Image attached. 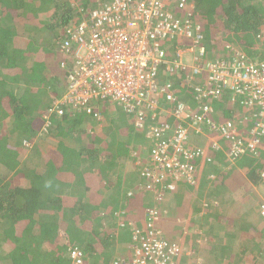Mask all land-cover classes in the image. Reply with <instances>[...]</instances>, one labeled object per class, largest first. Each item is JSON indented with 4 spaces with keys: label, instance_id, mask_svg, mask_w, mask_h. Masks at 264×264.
I'll return each mask as SVG.
<instances>
[{
    "label": "trees",
    "instance_id": "16d2710c",
    "mask_svg": "<svg viewBox=\"0 0 264 264\" xmlns=\"http://www.w3.org/2000/svg\"><path fill=\"white\" fill-rule=\"evenodd\" d=\"M110 1L0 0V264H72L66 239L77 244L87 259H108L121 246H128L131 239V226L119 225L129 221L122 216H127L129 208L137 204L144 211L150 206V199L147 202L142 193H150L152 198L153 191L145 186L141 191H129L135 172L125 171L124 164L130 160L129 151L140 153L138 144H143L149 153L150 144L141 141L143 136L150 141L149 130L168 116L158 113L152 118L150 110H146L143 126L138 128L133 124L134 113L116 104L123 116L115 104L104 102L99 104V110L110 124L106 127L107 136L101 137L87 133L88 118H95L93 114L67 105H61V114L50 111L64 88L58 73L64 67L48 50L55 51L64 40L65 31L89 10ZM189 1L194 4L208 56L217 46L221 53H228L226 46L231 42L247 53L257 50L255 37L264 33V0ZM188 43L189 40H181L172 46L165 43V47L172 51L176 44ZM50 61H55L56 66L51 67ZM163 79L159 74V82L163 83ZM172 79L185 81L180 75ZM185 85L175 94L191 101L192 89ZM229 95L227 92L222 102L213 101V106H223H214L217 117L213 118L217 123L231 118L241 128L238 113L242 105L231 102ZM157 100L169 107L163 94L157 95ZM45 113L47 117H43ZM46 121V129L49 124L56 126L55 148L49 154L37 146L28 149V142ZM64 135L72 140L78 137L82 143L72 145ZM219 140L224 142L223 138ZM263 145L264 139L255 150L246 149L232 162L225 152L205 160V167L210 165L211 171L205 170L204 165L199 169L197 166L198 190L202 192L211 181L217 202L208 209H213L210 212L215 215V227L221 234L224 232L218 250L207 254L205 264H244L246 259L264 264V227L241 217L254 210L256 199H252L249 189L262 181L259 172L264 169ZM147 160L148 154L142 163ZM137 167L139 174L141 166ZM245 196L247 200L243 201ZM221 212H226L228 218L221 217ZM191 233L193 243L195 235ZM182 256L178 264H183Z\"/></svg>",
    "mask_w": 264,
    "mask_h": 264
},
{
    "label": "built area",
    "instance_id": "2783aa9c",
    "mask_svg": "<svg viewBox=\"0 0 264 264\" xmlns=\"http://www.w3.org/2000/svg\"><path fill=\"white\" fill-rule=\"evenodd\" d=\"M196 16L189 0H111L70 26L59 45L67 80L50 111L61 114V105H67L100 119L99 104H119L135 114L138 128L146 110L152 118L168 116L149 130L148 160L139 172L143 187L159 201L162 193L177 188L175 181L196 185L198 161H210L209 150H224L232 162L264 139V33L256 35L259 55L227 44L228 53L208 56ZM181 40L189 43L176 44L172 51L165 47ZM176 75L185 81L176 82ZM184 85L192 89V103L175 94ZM227 92L231 102L242 105L241 128L231 118L214 121L213 101ZM159 94L169 107L159 104ZM191 132L206 133L207 142L193 144ZM259 175L264 183V169ZM165 211L155 204L145 209L141 225L121 221V227L131 226L128 252L110 264H178L185 248L158 225ZM258 211L264 223V200ZM65 243L72 264H91L77 244Z\"/></svg>",
    "mask_w": 264,
    "mask_h": 264
},
{
    "label": "crops",
    "instance_id": "0c3cea01",
    "mask_svg": "<svg viewBox=\"0 0 264 264\" xmlns=\"http://www.w3.org/2000/svg\"><path fill=\"white\" fill-rule=\"evenodd\" d=\"M63 57H64V55L61 54L60 59H62ZM59 60H58V63H59ZM55 66H56V64L54 65V67ZM188 102L192 103L191 101H188ZM215 109H214V116L217 117V115H215L216 114ZM214 121H215V119H214ZM190 136H191L190 141L193 144L204 145L207 142L206 133L191 132ZM141 141L143 143H145L146 145L150 144L149 139H147L144 136H143ZM141 141H139V142H141ZM209 153L212 155V158H214L215 156L224 155L223 154L224 150H222V149L216 150V151L209 150ZM128 155L130 157V160L125 162L124 169L128 173L129 172H135V174H134L135 178H133L132 181L130 182L132 184V189H128V190L133 191L134 189L138 188L141 191L142 186H143L142 182H141L142 180L139 177L137 168H135V165H134L135 160H134V157L132 155V151L131 152L129 151ZM198 162H199L198 169L202 168L203 165L205 164L204 159L199 160ZM205 165H204V167H205ZM206 167H205V170H210V171L212 170V167L210 165H208ZM233 167H234V169L237 168V166H233ZM241 170H244V168H242ZM209 173H208V176H209ZM238 173L239 172H237V174ZM242 175H244L243 177H245V174H242ZM210 182L211 181H208V183L206 185L207 188L203 189L202 192H200L198 190V189H200L198 184H196L195 187L188 188L189 185L181 183L182 186H180V188H179L180 193H179V198H178V203H177L178 204V207H177L178 211L174 212L173 210L169 209L170 211H167L165 213L162 212V214L158 220V225L164 231V233L166 235L170 236L171 238H173L172 234L174 233L175 230H179V229L183 230L185 228L188 230L189 229L192 230V232L195 235V240L193 243L194 244V250L196 252L202 253L201 249H206L205 253L209 252L212 255L213 253H211V252H213L215 250V248H214L215 244L216 243H219V244L222 243V237L224 236V232L222 231V234H221V230L219 231L217 229V227H215V225L217 226V224L215 222V218H214L215 215L212 212H210L213 209H210V210L208 209V208H210L209 205H214V202H217L216 201L217 199L215 198L216 192L213 189L214 186ZM140 183H141V185H139ZM259 185H262V182L258 183V186ZM139 193H142V192H139ZM254 193H256V191ZM143 194H144L145 199L148 202L149 198H150L148 195H146L148 193L147 192L142 193V195ZM244 200H247L246 196L243 198V201ZM207 201H209L210 204H208ZM255 206H256V209L254 208L255 210H253L252 212L248 211L245 214L243 213L242 214L243 216H241V217L242 218L244 217L245 220H249V221H247L249 223H251L253 221V222L257 223V226L264 227V223L260 219V216L258 213L257 204H255ZM213 207L216 208V206H213ZM162 209H164V208H162ZM120 210L121 209H118L116 211H120ZM120 212H122V211H120ZM227 216H228V214L226 212L225 213L221 212V217L228 218ZM122 217H126L128 220H130V222H132V224L141 225L144 218H145V211L141 207L140 204H137V206H133V207L129 208V213L127 216H122ZM246 226H248V225H246ZM221 228H223L225 230V227H221ZM241 229H242V232H245V233L247 232V229H245V227H242ZM213 231H215V233H217L219 231L216 237H214V234H212ZM201 234H205L204 236H206V237H204L202 239ZM182 245L185 248V250H187L189 248L193 249V248H191V244L189 246H186L184 244H182ZM236 246H237V244L234 243L233 248H235ZM263 247H264V244L261 245L262 249H263ZM106 251H108V249H106L105 252ZM127 252H128V246L126 244L124 246H121L120 250L117 253L114 252L113 254H110L109 256H107L108 259L102 258V259L97 260V261L88 259V261L91 264H96V263L110 264V262L115 258H123L125 255H127ZM183 260H184V258H183ZM246 263L253 264L249 259H246Z\"/></svg>",
    "mask_w": 264,
    "mask_h": 264
},
{
    "label": "rangeland",
    "instance_id": "374dc122",
    "mask_svg": "<svg viewBox=\"0 0 264 264\" xmlns=\"http://www.w3.org/2000/svg\"><path fill=\"white\" fill-rule=\"evenodd\" d=\"M73 3L75 4V1H73ZM217 37H220V35H217L216 38ZM255 43L256 44L260 43V41H258L255 38ZM214 48H215L214 49V54L215 55L221 54V49L218 46L214 47ZM48 52L53 54V58H55L54 56H56L55 60H59L61 58V53L57 49L55 51H53V49H49ZM252 53H254L252 55H259L255 50ZM50 62H51L50 63L51 67L52 66L54 67L56 62L55 61H50ZM59 70H60V71H58L59 78H60V80L63 79V85H64V88L61 91V93H62L64 91V89H65V86H66L67 77H66V73L64 72L65 71L64 69L59 68ZM223 103H224V105L226 104V99L225 98L223 100ZM102 106L103 105H101V109H102ZM117 106L118 105L115 104V108L119 107V106L118 107ZM214 106L216 108L223 109L222 105L220 106L218 104H214ZM109 110H111V109H109ZM109 110H107L106 112H109ZM78 111H80V110H78ZM99 111H100V114H101V118L100 119L95 120V118H93V117L92 118H90V117L88 118L89 122H88V126H86V127H88L87 128V133H89V134H93L94 133V134L99 135L101 137H105L109 133L108 129H106V127L110 124V120H109V118H105V114H104V112H102V110H99ZM118 111H119L120 114H122L124 116V112L120 108H118ZM79 114H81V113H79ZM238 114L240 116H242L243 112L241 111ZM48 123H49V121H46L44 126L41 128V130L34 137L32 142H28V145H29L28 149H31V148L34 149L37 146V147H39V149L41 150L42 153L49 154L50 153L49 151L53 150L55 148L56 143H57V139H58L54 135L55 132H56L55 131L56 130V126H55V124H53V125L49 124L48 129H50V130H49V132H47L48 129H46L47 128L46 125H48ZM249 126H250V123H249ZM249 126H248V128H249ZM86 136L87 135L84 136L85 139H88V137H86ZM65 138H66V142H69L72 145H78V144L82 143L81 141H79L80 139L78 137L72 140L71 137L69 135H67V136H65ZM138 147L141 148L139 154L137 153L135 155V152H132V155L135 158V161H134L135 168H138L137 166H142V164H143L142 163V158L146 157V155L148 154V150L145 148V146L143 144H141V145L138 144ZM28 149L25 150V151L27 152ZM22 155L25 156V154H23V153H22ZM20 182H24V180L21 179ZM175 183L177 185V188L175 190H173V191H170V192H166L165 191L164 193H162L160 195V196H162V198L160 199L159 202L155 203V201H154L155 200V194L153 193L152 194V198H149L150 199V206H153V205L156 204L157 206H160V207H162V208H164L165 210H168V211H170L169 209L173 210L174 212L178 211V209H177L178 204L177 203H178V198H179V193H180L179 188H180V186H182V184L178 183L176 181H175ZM188 188H190V187H188ZM254 190L256 191L257 194L254 193L255 192ZM249 192H252V194H251L252 195L251 196L252 199H254V198L256 199L255 203L252 206L253 208L256 209L255 204H257V207H258V203H260L262 200H264V184L259 185V186H258V184L257 185L256 184L252 185V187H250V189H249ZM149 195L150 194L148 193V196ZM173 197H176V198H174V200H169L168 202H166L167 199H171ZM252 207H250V208H252ZM189 230L186 229V228L183 229V230H181V229L175 230L174 233L172 234L173 238H175L177 240L179 239L182 244H184L186 246H189L190 244L194 243V242L192 243V239H191L192 230H190L191 232ZM212 234H214V237H216L218 232L215 233V231H213ZM204 235L205 234H201V238L202 239L204 237H206ZM194 240H195V238H194ZM218 246H219V243H216L214 248L218 250ZM201 251H202V253L196 252L194 250V248L193 249L189 248L187 250H184V253H183V256H182V259L184 258L183 264H205V262L207 260V256H208L207 254H210V253L209 252L205 253L206 249H201ZM241 264H243V263H241ZM244 264H248V263L245 262Z\"/></svg>",
    "mask_w": 264,
    "mask_h": 264
},
{
    "label": "clouds",
    "instance_id": "9594fccd",
    "mask_svg": "<svg viewBox=\"0 0 264 264\" xmlns=\"http://www.w3.org/2000/svg\"><path fill=\"white\" fill-rule=\"evenodd\" d=\"M255 38H256V37H255ZM257 44H258V43H257ZM229 45H231V47H237V46H238V45H235V43H233V42L229 43L228 46H229ZM228 46H226V49H230V48H228ZM238 47H240V46H238ZM240 48H241V47H240ZM226 49H225V50H226ZM242 49H243V48H242ZM57 50L60 52V50H59V46L57 47ZM212 51L214 52V50H212ZM60 53H61V52H60ZM61 54H62V53H61ZM221 54L223 55V54H225V53L222 52ZM62 55H64V54H62ZM62 59H63V58H62ZM62 59H60V60H62ZM64 70H65V69H64ZM58 97H59V96H58ZM58 97H57V98H58ZM54 100H55V99H54ZM259 176H260V175H259ZM261 182H262V181H261ZM262 183H263V182H262ZM139 185H141V183H140ZM167 211H168V210H166L165 212H167Z\"/></svg>",
    "mask_w": 264,
    "mask_h": 264
},
{
    "label": "bare ground",
    "instance_id": "6f19581e",
    "mask_svg": "<svg viewBox=\"0 0 264 264\" xmlns=\"http://www.w3.org/2000/svg\"><path fill=\"white\" fill-rule=\"evenodd\" d=\"M262 184H264V183H262Z\"/></svg>",
    "mask_w": 264,
    "mask_h": 264
}]
</instances>
